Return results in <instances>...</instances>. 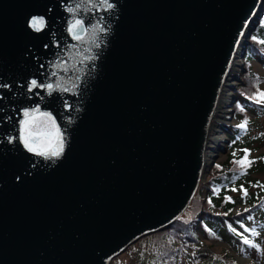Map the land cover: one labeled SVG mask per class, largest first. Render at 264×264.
Wrapping results in <instances>:
<instances>
[{
    "label": "water",
    "instance_id": "1",
    "mask_svg": "<svg viewBox=\"0 0 264 264\" xmlns=\"http://www.w3.org/2000/svg\"><path fill=\"white\" fill-rule=\"evenodd\" d=\"M109 2L0 0V264H111L170 229L217 159L203 166L206 131L264 0ZM34 107L64 136L59 158L18 139Z\"/></svg>",
    "mask_w": 264,
    "mask_h": 264
},
{
    "label": "trees",
    "instance_id": "2",
    "mask_svg": "<svg viewBox=\"0 0 264 264\" xmlns=\"http://www.w3.org/2000/svg\"><path fill=\"white\" fill-rule=\"evenodd\" d=\"M260 40H264V15L250 37V44L244 57L245 85L237 90L238 99L233 107L235 118L239 112L237 104L244 107L245 110L239 115L241 118L237 120L239 124L245 117L248 118L247 132L241 133L236 125L232 127L228 135L230 149L226 159L221 162L219 169L216 164L213 165L207 184H200L196 196L185 211L184 215L187 216H180L170 229L144 237L138 242L140 247L137 252L140 256V264H201L203 256L200 249L210 241L224 242L238 255L264 264V228L261 227L264 225V189L254 186L257 182L264 184V160L257 159L264 157V135H262L264 134V106L255 104L246 98L252 95L257 88L264 91L260 87L264 81V75L253 71L250 66L251 61L256 59V54L264 51V44L259 43ZM260 121L262 123H259ZM237 135L241 136L240 140H236ZM243 148L250 150L249 159L255 160V163L246 170L245 175L233 179V169L237 174L239 169L231 162L234 159L232 154L235 151L236 158H240L243 152L239 150ZM241 185L248 191V196L244 199L241 198L240 191L231 190L233 187L240 188ZM217 186L220 191L214 193L213 189ZM225 197H231L234 203L226 202ZM209 198H211V204L208 202ZM241 204L248 205L247 209L250 211L244 212L245 208L235 211V208ZM238 212L243 215H237ZM249 215L252 216L251 220L247 219ZM196 219L200 221L198 231L193 225ZM185 221L188 222L185 223ZM237 221L243 222L248 228H256L260 235L250 238L260 243L261 251L258 252L254 248L243 245L240 238L229 230L228 225L231 224L238 231H243ZM206 229L214 232L220 239L211 237ZM246 235L250 236V234ZM241 248L244 252H241ZM215 256L219 258L217 259L218 264H233V262L240 264L227 254H216Z\"/></svg>",
    "mask_w": 264,
    "mask_h": 264
},
{
    "label": "snow or ice",
    "instance_id": "3",
    "mask_svg": "<svg viewBox=\"0 0 264 264\" xmlns=\"http://www.w3.org/2000/svg\"><path fill=\"white\" fill-rule=\"evenodd\" d=\"M91 2V0H89ZM99 6L102 7L105 11L110 10L114 7L109 0H99ZM80 8V4H77L75 8L68 7L67 11L73 13V19L69 21L67 31L72 34L73 39L77 41H81L83 39V35L89 31L84 27L83 19H77L75 14L77 10ZM102 19V18H101ZM29 26L36 32H40L46 26V21L43 17H32L29 23ZM94 28L99 27V30L103 32L105 29L100 26L99 24L93 26ZM77 29L80 31L78 32ZM255 39V37H253ZM259 43L264 44V40H260ZM98 46V45H97ZM55 75V73H53ZM258 79V78H257ZM4 87H7L6 85ZM37 87L46 88L49 90V94L53 90V85L51 83L48 84H38L37 80L33 79L30 81L29 91ZM59 87V85H57ZM67 88H64V91H67ZM243 94V93H242ZM248 100L254 102L255 104L264 106V91H261L259 88L252 94L246 97ZM239 111L243 112L245 109L242 105L237 104ZM19 141L23 144V147L29 152L33 153L37 156L44 157L45 159H52V158H59L64 151L65 147V139L60 131L58 125L56 124L55 118L52 116L50 112L41 111L39 107H34L32 109H25L23 111V119L19 122ZM249 120L245 117L239 124L236 125V128L240 130L241 133H246L248 130ZM264 135V134H262ZM241 136L237 135L236 140H240ZM12 141V138H9V142ZM235 142V141H234ZM239 151L243 152V156L240 158H236V152H233V160L231 161L235 164L239 172L236 173V170L233 169L234 175L233 179H238L239 176L245 175L246 170L250 168L254 163L255 160L249 159L250 150L247 148L240 149ZM259 160H264V157H258ZM217 168H220V165H216ZM264 189V184H260L259 182L256 185ZM232 191H240L241 198L244 199L248 196V191L243 185L240 188L233 187ZM220 191L219 186L213 189L214 193H218ZM226 202H233L231 197H225ZM209 204H211V198L208 200ZM231 211V210H230ZM250 211L249 209L245 208L244 212ZM227 215V213H224ZM237 215H243V213L238 212ZM248 220L252 219V216L249 215L247 217ZM188 221H185L187 223ZM240 228L243 231H238L236 228L232 227L231 224L228 225L229 230L240 238L241 243L243 245L248 246L249 248H254L258 252L261 251L260 243H256L250 237H257L260 233L256 230L255 227L248 228L244 225L243 222L237 221ZM264 228V225L261 226ZM209 232V235L215 239H220V237L216 236L214 232L209 229H206ZM246 234H250L246 235ZM241 252H244V249L241 248ZM214 259H219L218 257H214ZM234 264V262H233Z\"/></svg>",
    "mask_w": 264,
    "mask_h": 264
},
{
    "label": "rangeland",
    "instance_id": "4",
    "mask_svg": "<svg viewBox=\"0 0 264 264\" xmlns=\"http://www.w3.org/2000/svg\"><path fill=\"white\" fill-rule=\"evenodd\" d=\"M237 60H238L239 63L242 64V58L240 56H238ZM250 64H251L250 66H251L253 71H255V72H257V73H259L261 75H264V51L258 52L256 54V59L252 60ZM245 65H246V63L244 64V66ZM245 71H246V69L243 68V66L239 67V71L236 74V76L234 77V80H236L237 83L235 85H233L232 88H231L232 89L231 90L232 91V95H231V98L229 100V102H230L229 103V107H230L231 111L229 113V118H228V120L230 122H232V126H230V131L232 130V127L234 125H236V123H237L236 120L233 119L232 113L233 114L235 113V110L233 109V107H234V105H235V103L237 102V99H238L237 98V90H239V88L241 86L245 85V82H244L245 78L243 77V74L245 73ZM260 87L262 89H264V81L261 83ZM239 115H241V111L238 112V115H236V118H241ZM252 117H254V115H252ZM259 123H262V122L260 121ZM224 133H225L226 137H229L228 136L229 132H225L224 131ZM224 143L225 144L223 146L227 149V151L225 153L223 151L215 152V155L217 154V159L215 160L213 165L216 164V165H220L221 166L222 165L221 162H223L226 159V156H227V153H228L230 147H229V143H226V142H224ZM212 161H213V159H211V161L208 163V165ZM210 165L206 167V170L208 169V172L206 171V173H204V176H202L200 184L201 183H206L207 184V181L209 179L208 178L209 173H210V171H211V169L213 167V166L210 167ZM200 184H199V186H200ZM195 196H196V194H195ZM193 199H192V201H193ZM192 201L190 202V205H191ZM189 206L187 207V209L189 208ZM247 206L248 205H242V204L238 205L235 208V211H237L238 209L247 208ZM195 209H197V208H195ZM197 210H199V209H197ZM185 211L182 213L181 216H183V217L187 216V215H184ZM216 212H218V210H216ZM199 214L200 213H198V215ZM199 223H200V221L198 219H196V221L193 223V225L195 226L197 231L199 230ZM138 242L133 244V245H131L128 249H126V251L123 254L115 257L111 261V264H140V256L138 255V252H137V249L140 247ZM200 252L202 253V256H203V260H202L201 264H218L217 259H214V257H216L215 256L216 254H227V255H230L240 264H244V263L239 262L238 258H244V259L248 260L249 262L246 263V264H259V263H257L256 261H254V260H252L250 258H246L244 256L238 255L236 252H234L230 248L229 245H227V244H225L224 242H221V241H210V242H208L206 245L201 247Z\"/></svg>",
    "mask_w": 264,
    "mask_h": 264
},
{
    "label": "bare ground",
    "instance_id": "5",
    "mask_svg": "<svg viewBox=\"0 0 264 264\" xmlns=\"http://www.w3.org/2000/svg\"><path fill=\"white\" fill-rule=\"evenodd\" d=\"M241 66L243 65L239 63L237 59H234L231 62L228 72L229 79L222 83L219 90L217 105L212 115V119L210 120L209 128L206 131V148L203 152L204 167H206L211 159H213V156L215 155L218 147L224 145L226 139L224 131L226 132V128H230V126H232V122L228 120L229 113L231 111L229 107V100L232 95L231 87L237 82L236 80H232L231 77L236 76L239 71V67ZM238 261L244 264L249 262L244 258H238Z\"/></svg>",
    "mask_w": 264,
    "mask_h": 264
}]
</instances>
